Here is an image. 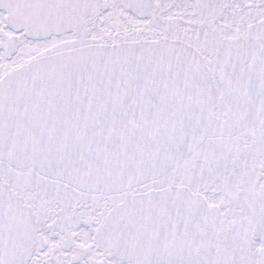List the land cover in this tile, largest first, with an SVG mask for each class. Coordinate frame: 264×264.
Returning a JSON list of instances; mask_svg holds the SVG:
<instances>
[{
    "label": "snow or ice",
    "instance_id": "snow-or-ice-1",
    "mask_svg": "<svg viewBox=\"0 0 264 264\" xmlns=\"http://www.w3.org/2000/svg\"><path fill=\"white\" fill-rule=\"evenodd\" d=\"M0 264H264V0H0Z\"/></svg>",
    "mask_w": 264,
    "mask_h": 264
}]
</instances>
